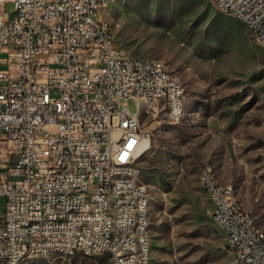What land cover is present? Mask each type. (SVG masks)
<instances>
[{
	"label": "built area",
	"instance_id": "obj_1",
	"mask_svg": "<svg viewBox=\"0 0 264 264\" xmlns=\"http://www.w3.org/2000/svg\"><path fill=\"white\" fill-rule=\"evenodd\" d=\"M212 1L250 24L264 49V0ZM98 6L0 0V264L33 251L151 264L150 193L132 182L149 140L141 115L173 119L187 95L161 65L127 55L98 20ZM120 170L127 180H118ZM202 171L229 264H264V231L255 217L231 184L217 183L210 165ZM77 210L88 222L77 220ZM93 215H105L104 224L93 223ZM142 221H149L146 234H138Z\"/></svg>",
	"mask_w": 264,
	"mask_h": 264
},
{
	"label": "rangeland",
	"instance_id": "obj_2",
	"mask_svg": "<svg viewBox=\"0 0 264 264\" xmlns=\"http://www.w3.org/2000/svg\"><path fill=\"white\" fill-rule=\"evenodd\" d=\"M6 9L13 12V3ZM98 17L127 55L164 62L187 95L179 123L164 112L141 115L149 133L141 178L151 196V264H229L200 174L213 167L264 228V49L212 0H107ZM128 105L135 111V98ZM20 264L107 262L51 254Z\"/></svg>",
	"mask_w": 264,
	"mask_h": 264
},
{
	"label": "bare ground",
	"instance_id": "obj_3",
	"mask_svg": "<svg viewBox=\"0 0 264 264\" xmlns=\"http://www.w3.org/2000/svg\"><path fill=\"white\" fill-rule=\"evenodd\" d=\"M106 2L107 0H97L98 5H100L98 6V14H99L101 7L105 5ZM234 16L243 21V18L241 16L239 15H234ZM98 20L105 21L106 25L111 27L110 24L106 20H103L99 17H98ZM247 26L249 27L251 31V25L247 24ZM252 35L255 38V40L260 44V41L256 38V33H252ZM142 58H143V64H150L151 61L156 62L158 65H161L162 70H164L165 72L169 74H172L169 72L166 65L161 60L151 58V57H142ZM172 76L174 78L175 86H183L182 81L177 75L172 74ZM185 114H186V98H183V100L179 104V108H177L173 112V119H166V120L173 124L174 122H181ZM144 145L145 147L148 148L149 140H145ZM211 169L213 171V178L217 179V183L224 184L219 180L217 173L215 172L213 167H211ZM141 177H142V173L132 174V182L136 183V189H143V184L145 183L142 181ZM118 180H127V170H120V172H118ZM200 182L201 184H204L203 171H201V174H200ZM150 201H151L150 194H145V197H144L145 206H150ZM105 202H112V195H105ZM65 210H72V203H65ZM77 220L79 222H88V215H86V212L84 210H77ZM104 222H105V215H93V223L104 224ZM259 228H260V231H264V228H261V227ZM146 229H149V221H142L141 225H138V234H146ZM151 252H152V248H150V259H151ZM58 254L65 255V252H58ZM29 256H32V255L21 254V256H16L15 263H12V264H20ZM33 256H46V255H40V251H33Z\"/></svg>",
	"mask_w": 264,
	"mask_h": 264
},
{
	"label": "trees",
	"instance_id": "obj_4",
	"mask_svg": "<svg viewBox=\"0 0 264 264\" xmlns=\"http://www.w3.org/2000/svg\"><path fill=\"white\" fill-rule=\"evenodd\" d=\"M100 259H101L102 261H106V258H105V257H100Z\"/></svg>",
	"mask_w": 264,
	"mask_h": 264
}]
</instances>
